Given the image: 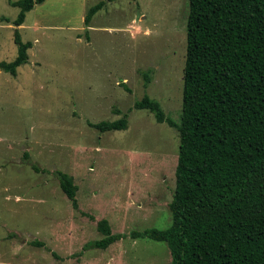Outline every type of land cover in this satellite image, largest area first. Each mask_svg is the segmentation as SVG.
Returning <instances> with one entry per match:
<instances>
[{"label": "rangeland", "instance_id": "1", "mask_svg": "<svg viewBox=\"0 0 264 264\" xmlns=\"http://www.w3.org/2000/svg\"><path fill=\"white\" fill-rule=\"evenodd\" d=\"M101 1L36 5L18 27L28 64L0 71V264H172L166 243L130 233L172 224L180 134L134 105L149 95L180 123L190 0L106 2L87 28ZM19 13L0 0V63L18 55ZM124 116L125 130L90 125ZM57 171L74 178L79 210ZM104 219L127 237L84 249Z\"/></svg>", "mask_w": 264, "mask_h": 264}, {"label": "trees", "instance_id": "2", "mask_svg": "<svg viewBox=\"0 0 264 264\" xmlns=\"http://www.w3.org/2000/svg\"><path fill=\"white\" fill-rule=\"evenodd\" d=\"M46 1L9 0L20 8L13 21L18 55L1 62L0 71L16 77L28 64L33 43L23 41L18 27ZM115 1L91 7L85 26L106 2ZM134 108L177 129L180 151L172 224L164 230L133 231L130 237L166 243L172 264H264V0H190L180 123L149 95ZM127 124L124 116L90 125L106 133L125 130ZM56 174L79 210L74 178ZM98 231L103 238L84 249L107 250L127 237L114 234L106 219L99 221Z\"/></svg>", "mask_w": 264, "mask_h": 264}]
</instances>
